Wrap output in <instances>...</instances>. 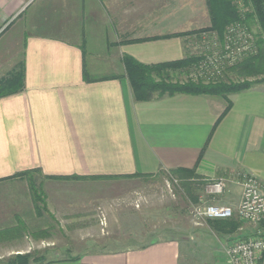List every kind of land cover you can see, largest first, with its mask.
<instances>
[{"label": "crops", "instance_id": "obj_1", "mask_svg": "<svg viewBox=\"0 0 264 264\" xmlns=\"http://www.w3.org/2000/svg\"><path fill=\"white\" fill-rule=\"evenodd\" d=\"M208 26L185 0H0V80L23 71V89L0 98V261L38 250L59 218L95 198L96 182L193 170L200 183L231 179L235 196L219 199L234 210L237 172L264 186V91L232 97L215 126L222 98L137 102L125 77L124 57L183 60L190 36L181 34ZM245 227L241 235L254 233ZM80 256L49 264H179L180 245L156 239Z\"/></svg>", "mask_w": 264, "mask_h": 264}, {"label": "rangeland", "instance_id": "obj_2", "mask_svg": "<svg viewBox=\"0 0 264 264\" xmlns=\"http://www.w3.org/2000/svg\"><path fill=\"white\" fill-rule=\"evenodd\" d=\"M185 8L196 10V17L201 22L209 17L205 0H185ZM252 30L255 35L256 29L253 27ZM232 68L223 74L225 78L237 81L231 74ZM250 90L264 91V83L253 85ZM191 181L195 186L198 184L197 179ZM210 182L199 183L202 185L195 193L196 202L190 201L184 187L166 172L143 179L89 184L87 192L95 198L89 200L83 209L75 207L72 218H59L52 227L55 231L50 230L43 236L46 241L40 242L35 247L39 249L31 253L41 254L48 249L53 250L46 256L50 260L68 255L79 258L86 252L119 251L156 239L172 238L180 245L179 264H227L225 247L242 238L247 224L239 221L240 226L234 234L222 237L212 233L207 220L194 218L193 210L199 207L200 197L208 204L223 206L220 199L226 197L229 200L235 196L226 191L227 187L220 196H206L205 188Z\"/></svg>", "mask_w": 264, "mask_h": 264}, {"label": "trees", "instance_id": "obj_3", "mask_svg": "<svg viewBox=\"0 0 264 264\" xmlns=\"http://www.w3.org/2000/svg\"><path fill=\"white\" fill-rule=\"evenodd\" d=\"M205 3L209 16V26L181 34L182 36H190L191 44L187 56L183 60L158 65H142L130 57H124L123 65L133 99L137 102H150L175 95L222 98L226 105L215 124L216 126L232 108V97L250 90L255 84L264 83V0H205ZM235 26L247 28L251 32H253V27L256 29L254 35L256 54L247 56L230 69L231 74L236 76L238 80L227 79L224 74L221 79L211 81L192 77L195 74L197 62V58L191 54L192 44L197 40L199 41L200 35L203 34H215L219 40H222L225 31ZM85 80H88L86 76ZM22 89L23 71L21 68L7 78L0 80V98L16 94ZM30 174L32 171L24 172L21 175L28 176ZM168 174L184 187V192L190 201H197L195 193L202 184L197 182L198 184L195 186L191 181L198 179L193 170L177 169L169 171ZM118 178L120 177L103 179ZM29 184L33 197L35 200L38 199L36 198L37 186L32 180H29ZM206 224L212 233L222 237L234 234L240 226L236 215L229 220H207ZM49 254V251H44L41 254L34 252L15 255L1 260L0 264H49L61 259H47L46 256ZM72 259L78 260L79 258L74 257Z\"/></svg>", "mask_w": 264, "mask_h": 264}, {"label": "built area", "instance_id": "obj_4", "mask_svg": "<svg viewBox=\"0 0 264 264\" xmlns=\"http://www.w3.org/2000/svg\"><path fill=\"white\" fill-rule=\"evenodd\" d=\"M191 46L197 58L194 78L217 80L223 73L247 56L256 54L254 33L239 26L228 28L222 40L215 34L200 35ZM240 187V201L234 210L229 206L208 204L199 198V207L193 210L196 220H229L234 215L239 221L255 229L252 234L228 243L224 255L227 264H264V186L253 176L237 172L232 178ZM176 182V180H175ZM229 178H219L207 184L206 196L224 193Z\"/></svg>", "mask_w": 264, "mask_h": 264}]
</instances>
